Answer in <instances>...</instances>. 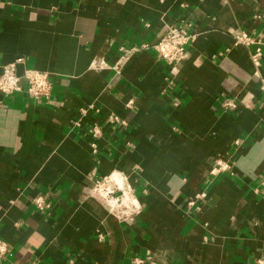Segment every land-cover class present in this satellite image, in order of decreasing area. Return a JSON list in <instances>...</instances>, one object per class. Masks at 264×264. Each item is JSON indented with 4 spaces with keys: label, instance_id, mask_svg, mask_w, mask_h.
Wrapping results in <instances>:
<instances>
[{
    "label": "crops",
    "instance_id": "crops-1",
    "mask_svg": "<svg viewBox=\"0 0 264 264\" xmlns=\"http://www.w3.org/2000/svg\"><path fill=\"white\" fill-rule=\"evenodd\" d=\"M188 23L184 59L141 49ZM242 30L261 44L259 66L234 39ZM19 57V75L46 72L53 88L36 102L25 78L22 92L0 91V264L264 259V0H0V76ZM218 159L230 168L212 174ZM105 178L133 190V216L97 194Z\"/></svg>",
    "mask_w": 264,
    "mask_h": 264
},
{
    "label": "built area",
    "instance_id": "built-area-1",
    "mask_svg": "<svg viewBox=\"0 0 264 264\" xmlns=\"http://www.w3.org/2000/svg\"><path fill=\"white\" fill-rule=\"evenodd\" d=\"M185 24V23H184ZM181 24L180 26H168L166 34L155 44L151 45L144 43L141 49L152 48L156 54L166 60L169 63L178 62L185 58L188 46L195 41L197 34L191 30L192 24L188 23L187 26ZM234 39L238 44H244L253 48L252 61L255 65L261 64L263 53L261 44L255 40L251 34L247 31H238L234 34ZM136 48H130L124 50L126 54L132 53ZM24 62V57L17 58L14 62H11L4 66L3 72L0 76V91L4 94H12L23 91L21 85L22 79L27 80L26 92L36 102L40 99H46L51 96L53 83L50 80L49 74L38 70H26L24 76L18 74V65ZM222 107L226 110H237L238 103L231 99H222ZM133 100H130L127 106L132 105ZM88 108H82L81 113L86 114ZM81 118L78 119L79 125ZM108 122L112 127L120 126L127 127L129 122L120 116L119 114H111L108 118ZM90 133L93 137L91 146L93 152L97 154L99 152L98 139L102 136L103 131L100 125H91ZM239 140H236V144ZM230 168V161L225 159H218L216 164L212 167L211 173L218 174L221 171L228 170ZM98 195H100L108 205L111 211L130 218L133 216L140 205L130 187H123L117 185L111 178H105L102 181H98L95 188ZM207 192L202 191L196 194L195 200L190 202V205L196 203V201H202L206 199ZM32 201L36 208L45 212L50 208V202L48 198L42 194L36 195L32 198ZM10 247L7 241L0 239V259L4 258ZM259 264H264V259L258 260ZM129 264H158L154 255L146 253L144 255H135L130 258Z\"/></svg>",
    "mask_w": 264,
    "mask_h": 264
}]
</instances>
